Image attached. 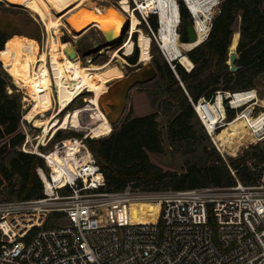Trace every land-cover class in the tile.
<instances>
[{"label":"built area","instance_id":"obj_1","mask_svg":"<svg viewBox=\"0 0 264 264\" xmlns=\"http://www.w3.org/2000/svg\"><path fill=\"white\" fill-rule=\"evenodd\" d=\"M101 1L117 6L122 0ZM181 1L187 6L185 0H178L179 21L174 28L180 42ZM128 4L140 21V28L151 19L157 20L158 34L151 30V35H147L151 43L152 38L155 40L185 90L177 65L188 74L195 70L188 54L208 40L212 18L204 40L184 51L191 60V65L187 66L173 58L160 37L159 0H128ZM187 8L198 40L196 17ZM126 33L128 40L137 34L133 35L131 30ZM19 89L18 92L23 94L22 109H27L25 92L22 87ZM261 98L258 89L252 88L219 89L211 97L202 96L197 101L189 97V100L204 132L215 144L220 130L240 120L248 134L264 147V125L256 124L264 112ZM22 118L21 132L26 139L19 150L42 157L49 172L37 169L43 184L42 199L0 201V264H264V160L258 166L253 161L246 163L255 177L249 184L241 182L237 170L227 164L236 180L234 185L163 192L156 198L161 204L157 221L134 223L127 218L128 221L120 222L118 216L104 215V210L115 204L131 205L152 201V198L144 200L140 191L132 190V185L122 192H106L104 174L88 147L84 149L88 154L87 162L78 154L74 168L60 165V176L55 179L56 173L44 156L50 150L42 151L54 136L37 143L32 151L28 150L29 132L24 125V116ZM85 140L80 138L82 142ZM61 142L64 141L53 147L60 153L64 151L59 146ZM43 177L51 183V194L46 191ZM56 204L59 207H55ZM52 211L61 212L67 223L43 226ZM21 216L36 217V222L24 235L11 227ZM105 218L115 222L104 223Z\"/></svg>","mask_w":264,"mask_h":264},{"label":"trees","instance_id":"obj_2","mask_svg":"<svg viewBox=\"0 0 264 264\" xmlns=\"http://www.w3.org/2000/svg\"><path fill=\"white\" fill-rule=\"evenodd\" d=\"M8 1V0H6ZM242 13V25L239 32L233 33L236 15ZM180 15L182 27L192 24L188 8L180 2ZM154 31L158 29L156 19H151ZM138 30V26L134 33ZM138 34V33H137ZM233 37V41H232ZM14 37L0 33V66L11 60V44ZM179 39V38H178ZM232 41V44H231ZM178 44L183 46L178 40ZM135 45L139 47L140 63L147 57L142 54L141 36L138 34ZM238 47L239 59L237 72H231L228 60V50ZM145 54L150 52V39L143 38ZM124 51L130 64L138 62V49L133 53V43L130 42L120 50ZM6 55V59H5ZM189 57L195 64V70L188 74L180 65L177 72L185 90L168 64L153 60L156 69V78L162 82L163 110L168 116H174L167 127L170 146L175 140L195 138L192 133L190 121L196 117L189 97L197 101L200 97H211L213 92L221 89L222 80L234 81V86L224 90L240 91L255 88V80L264 74V0H223L219 12L212 20V28L208 40L201 46L189 52ZM127 63V61L122 57ZM9 88L16 90L10 83L9 76L0 67V141L6 140L0 148V182H11L15 176L20 178L18 200L30 201L42 199L43 184L37 173L41 168L46 173V163L40 157L29 155L18 150L25 140L20 131L23 117L20 93H9ZM264 107V96L261 98ZM263 113V112H262ZM159 113L144 117H132L131 111L120 122L118 128H112L109 136L88 139L86 144L100 166L105 180V191L109 193L122 192L129 185L141 188L143 192H167L170 190H186L206 186L226 187L236 183L227 163L214 150L208 152L211 164L201 169L190 168L188 173L177 174L164 172L149 161V154H164L165 146L162 132L159 128ZM204 130V129H203ZM244 130V129H243ZM247 131V129H245ZM224 129L216 137L220 139ZM206 134V133H205ZM56 139H65L60 132L54 136ZM259 163L264 160V152L255 155ZM230 166L237 170L238 179L244 184L255 181L246 164L230 160ZM68 192V191H65ZM127 215L134 223L155 222L160 217L157 205H130ZM24 216L19 218L23 219ZM119 219H125L119 215ZM31 224L18 228L16 231L24 235L34 225L36 217L30 216ZM117 221V217H114ZM114 220L104 223H114ZM16 222H18L16 220ZM16 222H13L15 225Z\"/></svg>","mask_w":264,"mask_h":264},{"label":"bare ground","instance_id":"obj_3","mask_svg":"<svg viewBox=\"0 0 264 264\" xmlns=\"http://www.w3.org/2000/svg\"><path fill=\"white\" fill-rule=\"evenodd\" d=\"M21 1L22 8H29L40 19L48 35L46 48L35 63L26 59L7 70L14 83L22 87L25 92L24 102L27 104V112L24 115V121L34 122V126L41 129L39 136L41 141L47 140L50 136H55L60 130L71 129L75 123H78L79 130L87 131L88 137L109 136L113 128L111 122L118 119L125 104V90L113 89L112 84L124 80L126 74L116 64V54L103 65H95L89 61L88 66H83L74 62L76 59L73 60L68 55L70 53L69 44L61 41L62 29L70 30L72 28L81 32L94 25L93 27L102 32L107 42L113 44L120 40L124 26L128 23V29L134 28L135 21H131V23L125 19L122 21L119 16L120 12L115 10L116 12L107 13L104 6L96 3L95 0ZM185 1L196 17L195 29L198 40L193 43H183V46L178 44L179 35L178 32L175 33L174 29L179 21L178 0H159L162 24L160 37L174 59H180L181 63L190 66L191 60L184 51L199 45L207 36L213 10L222 0ZM18 3L15 2L14 7L19 6ZM119 3L117 7H120ZM87 5L90 7L89 11L83 9ZM131 32L134 33L132 30ZM137 32L143 34L142 30H137ZM74 38H78V36H74ZM149 39L151 47V38L149 37ZM130 42L133 43L134 53L135 42L133 38L127 40L121 48L123 49ZM237 48L231 47L229 52L233 53ZM142 52L144 55L149 54H145L143 49ZM36 64H38V68L35 67ZM143 64L147 65L148 60ZM151 74H153V68L148 66L142 79ZM86 93L94 95L85 98L86 106L78 108L74 112L68 111L72 103ZM86 113L92 116L91 125L83 121ZM80 120L81 123H79ZM237 122L240 120L232 124ZM256 124L264 125V112ZM40 146L42 145L40 144ZM59 146L64 149L62 153L53 149L44 154L53 169V173H56V175L54 174L55 179L60 176V165H66L70 169L74 168V161L78 158V154L82 155L85 162L88 159V154L84 151L87 146L80 139L69 138L61 142ZM38 152L41 151L38 150ZM43 181L47 193L51 194V183L45 177H43ZM11 227L13 231L17 232L12 225Z\"/></svg>","mask_w":264,"mask_h":264},{"label":"rangeland","instance_id":"obj_4","mask_svg":"<svg viewBox=\"0 0 264 264\" xmlns=\"http://www.w3.org/2000/svg\"><path fill=\"white\" fill-rule=\"evenodd\" d=\"M99 5H103L105 11L109 12H120V19L123 21L127 20L129 23L131 21H135V27L130 29L134 32L136 27L140 25V21L138 17L132 13V9L128 4V0H122L117 8L116 4L113 3H104L101 0H95ZM223 1V0H222ZM214 8L213 14L211 15L212 20L215 15L219 12V8L221 2ZM15 2H19V6L14 7ZM21 0H0V33L9 36L10 38L14 37V42L11 44L13 53L11 55V60L8 61L5 65L1 64V69L9 76L10 83L14 85L16 90H12L9 88V93H19L21 91L19 87L14 83L12 77L7 73V70L18 63L23 62L26 59L31 60L33 63L38 60L39 55L44 51L48 42V35L46 29L40 19L33 13L29 8H22ZM185 5V3H184ZM88 6V5H87ZM83 7L85 11H89L90 7ZM186 6V5H185ZM109 7V9H108ZM187 7V6H186ZM116 10V11H115ZM129 11V12H128ZM129 13V17L126 14ZM127 17V18H126ZM124 20V21H125ZM242 25V13H238L236 15L235 23L233 25V33L239 32ZM92 25L91 27H93ZM90 27V28H91ZM126 26H124L125 29ZM159 27V24H158ZM89 28V29H90ZM130 29L128 31L130 32ZM142 29L143 34L141 36V43L143 49V37L148 33L151 35V30H153L151 25V20L149 23H144L141 28H138V31ZM86 30V29H85ZM154 31V30H153ZM83 32V31H81ZM75 29L70 28V30L62 29L63 36L61 37V41L63 43L69 44V51L76 52L79 54L78 58L74 62L79 65L88 66V62L91 61L95 65H103L109 62L112 57L116 54V64H118L126 74V77L136 70L142 69L145 71L148 66L154 67L153 60L158 59L162 63H166V60L159 49L157 43L152 38V43L150 47V52L148 55H144L147 57L148 64L144 65L140 63V51L139 47L135 45V49H138V62L136 65H132L127 60V56L124 52H120L121 47L128 40L127 33L125 32L124 36L122 34V42L119 44L111 45V42H107L105 36L102 32L94 27L92 30H87L81 34ZM123 33V32H122ZM157 35L158 31H154ZM138 34L133 38L134 42H137ZM65 35V36H64ZM74 36H78V38H74ZM95 45H98V47ZM237 48V46L235 45ZM229 50H228V60L227 65H229ZM239 55V54H238ZM122 57L127 61V63L122 59ZM6 59V55H5ZM38 68V64L35 66ZM229 70L231 71V67L229 65ZM153 73L154 69H153ZM157 73L150 77L149 80L138 83L134 87L129 88L128 79H124L112 84L113 89H118V91L125 90L124 96V107L122 113L118 117L117 120L112 121V127L118 128L120 126V122L129 114L131 111L132 117H144L148 114L154 112L159 113V128L162 132L163 142L165 146L164 154H149V161L151 164L158 166L164 172H172L177 174H185L188 173L190 168L201 169L211 164V158L208 152L215 149V151L224 159V161L230 165V160L240 161L241 164H246L248 161H253L256 166L259 165V161L257 160L255 155H259L261 152H264V147L260 142L254 140L248 132L245 130L246 127L242 121L232 124L224 128V133L220 136V139L215 137V142L205 134L203 127L197 117H193L190 121V126L192 127V133L195 135V138H186L184 140L177 139L175 140L174 145L170 146L169 138H168V130L170 122L174 119V116H168L167 112L163 110L164 100L162 96L163 88L160 87L161 83L156 78ZM234 81H224L222 80L220 87L221 89H225L226 87L231 88L234 86ZM254 87L258 89L260 93V97L264 96V74L260 75L255 80ZM20 100L21 105H23V94L20 92ZM88 96H94L92 93H86L76 101L72 103L68 111L74 112L78 108H83L86 106L85 98H89ZM262 106V102H261ZM63 117V115H62ZM61 117V118H62ZM23 119V118H22ZM92 116L89 113H86L83 121L91 125L92 124ZM82 121V122H83ZM22 122V121H21ZM81 123V120L79 121ZM24 125L29 132V144L28 150H33L37 143L41 141L38 140V137L41 134V129L36 128L34 126V122L30 123L28 121H24ZM78 123L69 129V130H60L59 132L65 139H56L55 137L52 141L47 145L46 148H43V153L46 151L52 150L54 145L60 141L67 140L69 138H77L82 139L86 138L84 141L88 139H93L88 137V133L86 130H79ZM244 129V130H243ZM20 131L23 132L22 123L20 124ZM21 132V133H22ZM107 137V136H106ZM26 139V137H25ZM49 139V138H48ZM25 141V140H24ZM6 143V140L0 141V148H2ZM87 145V144H86ZM21 147V146H19ZM18 147V150H19ZM88 147V146H87ZM29 155H33L32 153H26ZM37 156V155H35ZM40 157V156H37ZM43 159L42 157H40ZM44 160V159H43ZM45 162V160H44ZM46 163V162H45ZM47 167V164H45ZM41 169V168H38ZM48 171L49 168L47 167ZM20 178L15 176L11 182H0V201L9 202L13 200H18V191L20 188ZM133 191H140L142 198L148 199L152 198V201H141L137 202L134 205H157L158 212L160 211L161 204L156 200L157 196H159L163 192H143L141 188L136 186H131ZM61 194V193H60ZM57 203V202H56ZM55 207H59L57 204ZM128 208H131L130 205L126 204H115L110 206L109 208L104 210V215L113 214L114 216L123 215L125 219H119L120 222L128 221L127 220V211ZM15 225H12L16 230L18 228L25 227L26 224H31L32 221L30 216H24L23 219L17 218ZM66 220L61 212L52 211L47 216L46 220L43 223V226H60L66 224Z\"/></svg>","mask_w":264,"mask_h":264},{"label":"water","instance_id":"obj_5","mask_svg":"<svg viewBox=\"0 0 264 264\" xmlns=\"http://www.w3.org/2000/svg\"><path fill=\"white\" fill-rule=\"evenodd\" d=\"M91 26H89L86 30H84L82 33H84L85 31L89 30ZM128 31V23L126 24V27L122 33V37L124 36L125 32ZM81 33V34H82ZM179 33L181 34V42L182 43H193L195 41H197V35L195 33V30H194V27L192 24H188L186 26H183L181 27ZM122 37L121 39L116 42V43H113L111 45H115V44H119L122 42ZM98 47V45H95V47ZM99 48V47H98ZM69 57L73 60H75L77 58V53L76 52H70L68 53ZM239 59V55H238V52L237 50L233 53H229V65L231 67V72H237L239 70V68L236 66V62L237 60ZM27 112V109L23 108L22 109V113H23V116L26 114Z\"/></svg>","mask_w":264,"mask_h":264},{"label":"crops","instance_id":"obj_6","mask_svg":"<svg viewBox=\"0 0 264 264\" xmlns=\"http://www.w3.org/2000/svg\"><path fill=\"white\" fill-rule=\"evenodd\" d=\"M92 29H94V27H91L89 30H92ZM153 69H154V72H155V73H153V74H151V75H148V76H145L144 79H142V76H143V74H144V71H142V69L136 70V72H133L132 74L128 75V76L126 77V79H128V86H129V88L134 87V86H135L136 84H138V83H143V82L149 80L150 77H152V76H154V75L156 74V69H155V67H153ZM153 113H154V112H152V113H150V114H153ZM150 114H148V115H150ZM119 116H120V115H119Z\"/></svg>","mask_w":264,"mask_h":264}]
</instances>
